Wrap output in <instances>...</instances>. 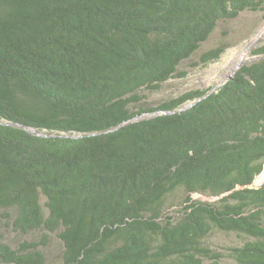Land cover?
Returning a JSON list of instances; mask_svg holds the SVG:
<instances>
[{"label": "trees", "instance_id": "16d2710c", "mask_svg": "<svg viewBox=\"0 0 264 264\" xmlns=\"http://www.w3.org/2000/svg\"><path fill=\"white\" fill-rule=\"evenodd\" d=\"M262 10L0 0V229L18 238L0 232V264H46L52 239L54 264H221L213 232L239 240L226 254L235 264H264V43L213 90L155 106L142 94L183 77L219 22Z\"/></svg>", "mask_w": 264, "mask_h": 264}, {"label": "rangeland", "instance_id": "374dc122", "mask_svg": "<svg viewBox=\"0 0 264 264\" xmlns=\"http://www.w3.org/2000/svg\"><path fill=\"white\" fill-rule=\"evenodd\" d=\"M262 43H264V10L258 12L245 11L235 19L219 22L200 48L188 60L179 65L178 72H184L185 75L169 79L161 84L158 90L144 91L142 93L144 105L155 106L162 101L191 90L217 88L216 86L220 83L223 84L238 67L254 60V57L249 54L250 50ZM215 46L223 47V52L219 58L206 65H197L200 54ZM147 116L144 114L142 118ZM263 181L264 169L256 177L254 185L258 186ZM190 197L193 201L199 202H213L217 199L198 193L191 194ZM175 209H177L176 205L170 206L168 212L172 213ZM9 231L0 229L5 239L14 243L18 238ZM207 242L212 248L225 254L220 260L221 264H235L226 255L229 247L239 244V240L233 234L213 232L207 238ZM59 251L57 242L52 239L46 248V264H54ZM203 264H209V262L204 260Z\"/></svg>", "mask_w": 264, "mask_h": 264}, {"label": "water", "instance_id": "95a60500", "mask_svg": "<svg viewBox=\"0 0 264 264\" xmlns=\"http://www.w3.org/2000/svg\"><path fill=\"white\" fill-rule=\"evenodd\" d=\"M239 68V67H238ZM237 68V69H238ZM231 77V76H230ZM230 77H227V79H229ZM222 83H220V84H218L216 87H219L220 85H221ZM213 90V89H212ZM196 103V101L195 102H193V103H190V104H188V105H186V106H184V107H182L179 111H183V110H185V109H187V108H190L193 104H195Z\"/></svg>", "mask_w": 264, "mask_h": 264}]
</instances>
